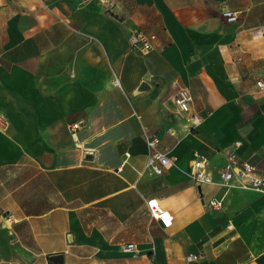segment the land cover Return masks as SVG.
I'll return each instance as SVG.
<instances>
[{
	"label": "crops",
	"instance_id": "1",
	"mask_svg": "<svg viewBox=\"0 0 264 264\" xmlns=\"http://www.w3.org/2000/svg\"><path fill=\"white\" fill-rule=\"evenodd\" d=\"M136 26L156 34L151 51L129 46ZM258 80L264 0H0L10 121L0 130V264H49L54 253L55 264H264V192L189 174L194 150L215 179L232 151L264 173ZM181 87L205 116L194 129L173 102ZM78 119L75 142L67 125ZM144 130L177 157L161 175L144 170ZM149 198L170 211L169 227L150 216ZM192 252L205 256L186 261Z\"/></svg>",
	"mask_w": 264,
	"mask_h": 264
},
{
	"label": "built area",
	"instance_id": "2",
	"mask_svg": "<svg viewBox=\"0 0 264 264\" xmlns=\"http://www.w3.org/2000/svg\"><path fill=\"white\" fill-rule=\"evenodd\" d=\"M221 15L225 21L233 22L238 19L239 11L223 8ZM127 39L131 48L142 53H147L155 46L156 34L136 26L129 29ZM114 83L115 85H120L119 77L114 78ZM257 85L260 89L264 88V82L262 80H258ZM173 102L179 110L190 113L189 123L192 129L196 128L204 120V115L191 112L193 95L188 88H178L173 95ZM85 125L86 121L84 119H78L67 125L70 135L75 142L79 141L78 131ZM9 126V119L0 111V130H7ZM169 132L174 134L171 128ZM143 137L147 146V158L144 170L148 174L161 175L167 168L176 165L177 157L171 154L168 148L160 145L161 137L158 134H152L144 130ZM83 149L85 152H91V147L89 146H83ZM125 154L129 156L128 152ZM189 174L193 182L198 185L216 183L225 189L237 185L264 192V173H260L252 163L240 160L234 151L227 155L226 161L222 167L218 169V177L215 179L207 155L198 150H194L189 163ZM208 205L212 208L223 207V197L210 198L208 200ZM146 206L148 213L154 220L158 221L163 227L170 226L172 214L168 209L162 207L156 198L147 199ZM231 225L232 224L229 223L228 227H231ZM124 248L133 252L137 250L134 242L125 243ZM204 256L205 255L201 252H192L185 256V260L188 262L199 261L203 259Z\"/></svg>",
	"mask_w": 264,
	"mask_h": 264
},
{
	"label": "water",
	"instance_id": "3",
	"mask_svg": "<svg viewBox=\"0 0 264 264\" xmlns=\"http://www.w3.org/2000/svg\"><path fill=\"white\" fill-rule=\"evenodd\" d=\"M50 256H51L52 259H54L58 263H62V261H63V258H62V254L61 253H54V254H52Z\"/></svg>",
	"mask_w": 264,
	"mask_h": 264
},
{
	"label": "rangeland",
	"instance_id": "4",
	"mask_svg": "<svg viewBox=\"0 0 264 264\" xmlns=\"http://www.w3.org/2000/svg\"><path fill=\"white\" fill-rule=\"evenodd\" d=\"M56 262H55V260L54 259H50L49 260V264H55Z\"/></svg>",
	"mask_w": 264,
	"mask_h": 264
}]
</instances>
